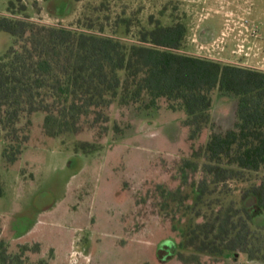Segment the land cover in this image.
<instances>
[{"label":"trees","instance_id":"16d2710c","mask_svg":"<svg viewBox=\"0 0 264 264\" xmlns=\"http://www.w3.org/2000/svg\"><path fill=\"white\" fill-rule=\"evenodd\" d=\"M158 21L127 44L93 32L90 23L47 25L0 14V32L12 37L0 55L2 158L19 157L34 124L49 138L92 131L93 140L73 146L88 155L109 132L111 106L183 111L189 152L173 165L175 185L154 189L157 211L178 240L159 242L156 258L264 264V71L182 53L186 24ZM215 92L235 102L229 128L210 117ZM129 127L115 120L110 129L117 137ZM249 196L254 203L246 205ZM16 239L3 234L0 218V264H48L37 244Z\"/></svg>","mask_w":264,"mask_h":264},{"label":"rangeland","instance_id":"374dc122","mask_svg":"<svg viewBox=\"0 0 264 264\" xmlns=\"http://www.w3.org/2000/svg\"><path fill=\"white\" fill-rule=\"evenodd\" d=\"M0 14L47 25L90 23L93 32L127 44L158 20H179L187 26L180 52L264 71V0H0ZM11 42L0 32V55ZM210 117L222 129L231 127L234 100L215 92ZM183 118V111L164 105L149 113L111 106L109 132L88 155L73 146L77 139L93 140L92 131L49 138L34 124L28 145L11 163L2 158L0 140L3 234L37 244L48 264H186L179 257L156 258L159 242L175 235L157 211L154 190L158 183L175 185L173 165L189 152ZM115 120L130 123L117 137L110 129ZM198 264L224 263L204 257Z\"/></svg>","mask_w":264,"mask_h":264}]
</instances>
